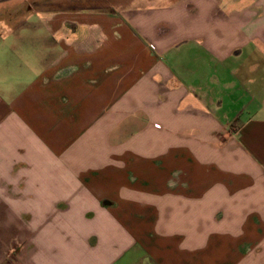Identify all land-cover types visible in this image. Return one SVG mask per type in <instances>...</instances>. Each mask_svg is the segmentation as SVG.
I'll return each instance as SVG.
<instances>
[{
  "label": "crops",
  "instance_id": "0c3cea01",
  "mask_svg": "<svg viewBox=\"0 0 264 264\" xmlns=\"http://www.w3.org/2000/svg\"><path fill=\"white\" fill-rule=\"evenodd\" d=\"M36 1L0 0V264H264V0Z\"/></svg>",
  "mask_w": 264,
  "mask_h": 264
},
{
  "label": "rangeland",
  "instance_id": "374dc122",
  "mask_svg": "<svg viewBox=\"0 0 264 264\" xmlns=\"http://www.w3.org/2000/svg\"><path fill=\"white\" fill-rule=\"evenodd\" d=\"M50 0H37L35 9L37 11L46 9L48 6L64 7L65 9L79 10L82 12L97 13L106 12L107 10H113L112 8H118L122 4L128 2V0H64V4L55 3L47 5L46 3Z\"/></svg>",
  "mask_w": 264,
  "mask_h": 264
}]
</instances>
